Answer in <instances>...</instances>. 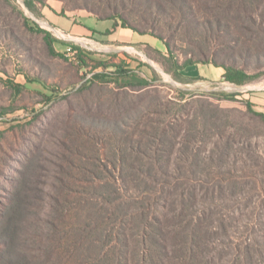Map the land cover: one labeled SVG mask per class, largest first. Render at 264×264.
<instances>
[{
    "label": "rangeland",
    "instance_id": "1",
    "mask_svg": "<svg viewBox=\"0 0 264 264\" xmlns=\"http://www.w3.org/2000/svg\"><path fill=\"white\" fill-rule=\"evenodd\" d=\"M48 1L35 2L32 8L25 0H0V264H5V251L10 248L32 255V264H117L128 250L130 264H138L136 225H130L134 227L128 233L131 245L124 248L123 230L114 222L119 211L113 189L123 176H143L136 166L165 164L166 153L138 143L141 133L157 128L170 132L174 153L169 176L157 167L151 174L173 184L157 196L139 192L140 201L147 204L148 197L153 213L161 217L170 211L172 198L194 183L202 212L199 236L213 259L208 264H247L253 255L264 263V125L243 103L252 97L250 93L264 88V56L259 63L255 56L264 54L263 33L258 30L264 24L256 29L251 22L253 16L258 21L264 18V0H178L191 5L202 21L221 15L232 25L230 33L224 29L214 36L213 32L210 43L202 29L179 22L181 14L170 2L157 9L156 0H58L71 15L103 16L108 3L116 2L119 11L140 28L145 19H153L154 27L148 30L164 33L173 57L159 41L123 49L70 35L72 39L66 31L59 34L42 14ZM66 21L63 18L61 24ZM249 27L255 29V42L249 43L254 56L248 58L253 82L236 85L221 77L211 82L172 72L169 57L183 64L189 57L198 60L200 49L229 50L236 38L251 37ZM40 29L53 32L54 44ZM73 44L77 51L69 55L67 48ZM212 92L236 94V100H218L209 95ZM211 114L214 127L226 126L223 130L229 134L239 131L247 143L233 144L230 157L219 155L220 148L212 155L218 130L207 126L200 138L205 141L195 145L201 151L194 158L198 173L192 174L181 151L194 146L195 139H186L193 137L195 124L205 129L203 121ZM123 163L131 168L122 172L118 167ZM220 164L224 166L219 168ZM233 180L237 184L230 185ZM130 191L138 194L135 188ZM12 208L16 212L6 234L3 228ZM161 218L165 219L163 214ZM51 221L59 228L44 243L50 245L44 252L35 233H44ZM77 227L85 231L79 235ZM105 227H110L109 236L101 238ZM207 230L213 234H206ZM169 231L166 243L171 249L173 230ZM185 264L195 263L187 257Z\"/></svg>",
    "mask_w": 264,
    "mask_h": 264
},
{
    "label": "trees",
    "instance_id": "2",
    "mask_svg": "<svg viewBox=\"0 0 264 264\" xmlns=\"http://www.w3.org/2000/svg\"><path fill=\"white\" fill-rule=\"evenodd\" d=\"M136 1V0H134ZM35 2H41L42 0H25V4H28V6L34 8ZM149 3V1H147ZM152 2V1H151ZM168 2L173 4L174 6H177L178 12L181 14V19L179 22L183 23L185 26H188L191 24L195 29H202V31L206 34L205 42H209V38L211 34L214 32L216 36L217 32L223 31L226 29L228 33L231 32L232 25L228 22L226 23L224 18L220 15V17H207L204 21L200 20V16L198 15V12L193 9L191 5H186L182 1L178 3V0H175V3L172 0H156L155 4L157 9H161L164 5H166ZM109 10H105V15H99L100 18L104 19H113L117 20L118 18L122 21V26L126 28H130L140 34H150L162 42H164V45L166 46L167 51L169 52V55L173 57L174 51L172 48L171 41L167 39L164 36V33L160 31V33H153V31L148 30L149 28H153V19H145V22L143 23V28H140L134 24H132L129 19L119 11L118 4L115 2L108 3ZM251 22L254 25V28H257V25L264 24V18L261 19V21H258L254 16L251 17ZM117 21L115 22V25H117ZM247 28V27H243ZM250 28V27H249ZM239 28H236V31H238ZM263 34L262 39L264 40V28H259ZM40 31L45 32L47 34V38L49 39V42H51V45L54 44L55 40L52 37V32L50 31H44L43 29H40ZM251 31L250 36L246 37V39L242 40L236 38V45L233 47H230L229 50H220L218 53L217 51L207 53L206 50H201L200 58L194 59L193 57H189L185 60L183 64L179 63L178 60H175L172 57L170 58V63L173 66V71L177 72L179 75L183 68L191 65H195L197 63H205V64H214L215 66L221 67L224 69V75L222 76L224 81L234 83L236 85H245L246 83L253 82V79L255 78V75H253L249 71V64L251 61H248V58L253 57L251 46L249 43L255 42V38L252 37V35L255 33V29H249ZM239 34V33H238ZM243 35V34H242ZM261 37H259L260 39ZM210 43V42H209ZM72 44V43H71ZM242 45V46H241ZM53 47V46H52ZM72 49L77 51V46L74 44L71 46ZM78 53H76V56ZM256 62H260V58L264 56V54L256 53ZM251 60V59H250ZM84 62V61H83ZM134 80H137V75H131ZM139 81V80H138ZM255 81V80H254ZM146 82V81H145ZM141 85L145 86L143 84V80L140 81ZM210 96L217 98L218 100H236V94H229V93H216L212 92L209 94ZM243 103L247 106V111L254 116L258 117L261 121V123L264 125V113L261 111H258L255 109L253 103L248 99L246 101H243ZM217 109H219L217 107ZM220 110V109H219ZM223 112H230L231 109H221ZM206 119L203 121V126L206 127L205 129H199L198 124H195L194 128L196 131L192 138L186 139V140H194L195 143H193L194 146L184 148L181 152L184 156V159L188 163L186 165L187 169L192 174L198 173L199 168V162H195L194 158H196L198 155H200V147H195V145L200 141L203 143V139H200L204 137V132H206L207 126L212 127L215 130H218V142L214 143V150L211 149L212 155L215 153H218L219 155L224 156H231L233 150L235 149L233 144H244L247 143V138L243 139V135L238 131L236 133L232 130V133H228L226 129L223 130L224 126L215 125L214 121V115L211 114V116L205 117ZM213 121V122H212ZM232 124V123H231ZM233 127H236L235 124H232ZM226 127V126H225ZM224 127V128H225ZM233 127H230L233 129ZM229 128V129H230ZM237 131V130H236ZM171 134L166 129H155L150 131H145L144 133L140 134V138L138 139V143L140 144H149L150 146L153 145L155 149L162 150L164 153L167 154L168 159L166 160L165 164H157L151 163L152 166H148L147 164H143L140 166H136L134 168H138V170L141 172V174H144L143 176L136 177V178H127L123 176V179L119 181L117 184L118 187L115 185L113 189V193L116 195V197L113 199V201H118L117 204V211H119V215L117 216V219L114 217V222L120 225L119 229L123 230L121 231V241L122 246L128 249L130 248L129 243V232H133L134 227H130V225L133 223V225L136 228L137 239L136 241V247H138L139 251V259L138 264H174L176 262L177 264H185L188 260H192L196 264L198 262L199 264H208L209 260L212 261L213 259L210 258L205 250V246L203 245L204 241L200 239L199 230L201 228L200 221H201V215L202 212L198 211V204L200 201L199 194L195 192L196 186L195 184L187 185L186 187H183V189L180 191L179 194H176L178 197L174 200L172 198V207L169 209L170 211L162 212L165 219L161 218L160 216H157L156 212L152 209L154 208L151 204V201L147 197L148 201L147 204H145L143 201H140V193L148 194L152 193L153 195L157 196L160 189L167 191V186H171L173 184L172 180L167 181L169 179H166L164 181H161L157 177H154L151 173L153 172V168H158L160 172L165 173L169 176V171L171 169L170 160L174 153V149H171L173 144L171 143ZM143 138H146V140H142ZM198 145V144H197ZM169 146V147H168ZM163 147H166V149H161ZM216 148L218 152L215 150ZM155 151V150H154ZM211 156H208L209 159H211ZM219 168L224 166V164L218 165ZM117 165L115 164V168ZM130 167V166H129ZM124 163L121 164L122 172H125L127 168ZM131 168V167H130ZM117 183V181H116ZM237 184L236 181H232L230 185ZM141 186H145V189H141ZM159 186V187H158ZM174 187V186H173ZM138 190V194L134 195L130 190L132 189ZM140 190V191H139ZM164 191V192H165ZM136 193V192H135ZM129 196L133 203H129L125 196ZM148 196V195H147ZM18 197V196H17ZM16 197V198H17ZM105 200V198L103 197ZM120 202V203H119ZM126 202V203H124ZM178 206V207H176ZM151 210V211H150ZM157 210V209H156ZM16 209L12 208L10 210V213H8V226L4 227V232L7 234H10V223L12 221V216L15 214ZM107 212V211H106ZM199 212V213H198ZM201 212V213H200ZM171 213V214H170ZM201 214V215H199ZM113 222V224H115ZM171 222V223H170ZM135 223V224H134ZM118 225V226H119ZM57 225L54 224L53 221H51V224H49V227L46 229V231L43 233V231L36 232L35 236L37 237V240L39 241L40 250H44V252L48 251L47 245H44V243L47 240L53 239V234L58 232L57 231ZM108 228L103 229V233L101 238H106L109 236ZM173 230L171 232L172 235V248L170 249L166 241L169 239V230ZM52 230V233H49V231ZM83 231H85V227H77L76 232L80 235ZM40 232V233H39ZM206 234H213L211 230H207L205 232ZM120 236V235H119ZM45 238V241H44ZM103 241V240H102ZM44 245V247H43ZM156 249V250H155ZM137 251V250H136ZM172 251V254L170 253ZM248 255H252L251 246H248L246 249ZM157 257L155 253H157ZM257 254L262 255L260 250L256 249ZM126 254L125 259L123 258V253L118 257L117 264H130V261L127 257L129 254V250L124 252ZM24 258H23V256ZM22 256V258H21ZM23 251H15L10 248V250L5 251V256L3 260H5V264H32L30 260L32 259V255L28 256ZM198 256H201V259L198 258ZM168 260V261H167ZM189 262V261H188ZM41 264H45L43 261H40ZM38 263V264H40ZM247 264H264L263 261H261L259 258H255V256H251L247 258Z\"/></svg>",
    "mask_w": 264,
    "mask_h": 264
},
{
    "label": "crops",
    "instance_id": "3",
    "mask_svg": "<svg viewBox=\"0 0 264 264\" xmlns=\"http://www.w3.org/2000/svg\"><path fill=\"white\" fill-rule=\"evenodd\" d=\"M69 10L58 0H49L42 14L52 26L58 27L68 32L74 37H85L99 42L109 43L107 45L117 44L118 47L125 49L128 44H157L156 41L164 43L150 34H140L130 28L123 27L120 20L104 19L99 16L82 12L79 15H71ZM66 18V24H61V20ZM117 21V25L115 22ZM112 43V44H111ZM114 43V44H113ZM191 69L189 70V68ZM193 70V71H192ZM181 75L197 79L204 78L207 81H217L224 75V69L214 64L197 63L187 66L179 71ZM196 79V78H194ZM223 79V78H222ZM252 97H248L253 103L255 109L264 113V88L259 92H252Z\"/></svg>",
    "mask_w": 264,
    "mask_h": 264
},
{
    "label": "built area",
    "instance_id": "4",
    "mask_svg": "<svg viewBox=\"0 0 264 264\" xmlns=\"http://www.w3.org/2000/svg\"><path fill=\"white\" fill-rule=\"evenodd\" d=\"M52 30L55 31V32H57V33H59V34L64 32L62 29H60L58 27H55V26H54V29H52ZM50 32H52V31H50ZM52 34H53V32H52ZM69 36H70V34H69ZM70 37L73 39L72 36H70ZM67 51H68V54L69 55H74L75 54V50H73L71 46H69L67 48Z\"/></svg>",
    "mask_w": 264,
    "mask_h": 264
}]
</instances>
